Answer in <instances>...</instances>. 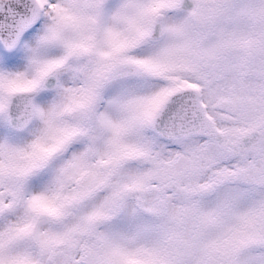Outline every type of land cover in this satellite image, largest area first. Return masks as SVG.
<instances>
[{
	"label": "snow or ice",
	"instance_id": "obj_1",
	"mask_svg": "<svg viewBox=\"0 0 264 264\" xmlns=\"http://www.w3.org/2000/svg\"><path fill=\"white\" fill-rule=\"evenodd\" d=\"M0 264H264V0H0Z\"/></svg>",
	"mask_w": 264,
	"mask_h": 264
}]
</instances>
